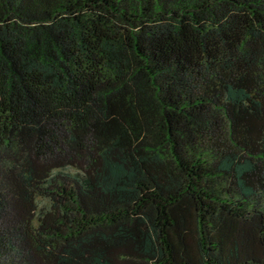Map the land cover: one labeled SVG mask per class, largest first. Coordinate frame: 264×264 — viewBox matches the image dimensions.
Masks as SVG:
<instances>
[{
	"label": "trees",
	"instance_id": "trees-1",
	"mask_svg": "<svg viewBox=\"0 0 264 264\" xmlns=\"http://www.w3.org/2000/svg\"><path fill=\"white\" fill-rule=\"evenodd\" d=\"M0 264H264V0H0Z\"/></svg>",
	"mask_w": 264,
	"mask_h": 264
}]
</instances>
